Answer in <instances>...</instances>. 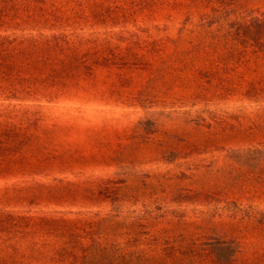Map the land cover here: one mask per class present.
Instances as JSON below:
<instances>
[{
  "label": "rangeland",
  "instance_id": "374dc122",
  "mask_svg": "<svg viewBox=\"0 0 264 264\" xmlns=\"http://www.w3.org/2000/svg\"><path fill=\"white\" fill-rule=\"evenodd\" d=\"M40 1L0 34L87 67L61 93L0 56V131L30 135L0 143V264H264V0Z\"/></svg>",
  "mask_w": 264,
  "mask_h": 264
},
{
  "label": "trees",
  "instance_id": "16d2710c",
  "mask_svg": "<svg viewBox=\"0 0 264 264\" xmlns=\"http://www.w3.org/2000/svg\"><path fill=\"white\" fill-rule=\"evenodd\" d=\"M19 1L21 0H0V28L5 17L13 12L15 6H19ZM22 1L30 2L29 8L34 18L33 28L38 26L37 21L41 12V5L44 2L40 0ZM11 27L6 28L10 30L8 33L0 34V56L6 59L10 57L8 61H13L14 64L23 66L18 72L21 78L15 77L14 79L18 85H28L30 77L41 75L42 81L49 78L51 80L53 78L59 79V81L53 80V82L55 81V85H59L58 89L60 92L64 93L67 87H76L78 82H81L82 75L85 72L84 67L87 66L83 63L84 60L81 58L83 53L74 39L68 38L63 43H60L61 39L59 36L50 35L49 33H45L41 38H38L39 36L33 33L30 34V37L29 35L23 36L21 28L17 29L16 26L15 30H12ZM22 28L24 29V27ZM37 39L41 40L38 41ZM89 53L87 52V54ZM64 77H67L68 80L64 81ZM29 90L36 95L43 92L34 83H31ZM33 128H36V126ZM26 130L21 126L15 131H0V143L8 137L4 142L6 146L2 150L10 152L12 151L8 148L10 144H19L23 141V138L28 139L30 135L25 133ZM20 133H23V138H17ZM16 174L18 173L16 172Z\"/></svg>",
  "mask_w": 264,
  "mask_h": 264
}]
</instances>
